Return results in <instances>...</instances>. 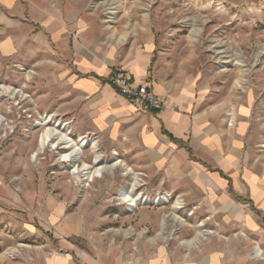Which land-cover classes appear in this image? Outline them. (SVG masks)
I'll return each mask as SVG.
<instances>
[{"label": "rangeland", "instance_id": "rangeland-1", "mask_svg": "<svg viewBox=\"0 0 264 264\" xmlns=\"http://www.w3.org/2000/svg\"><path fill=\"white\" fill-rule=\"evenodd\" d=\"M153 40L193 116L240 154V177L264 174V0H0V87L17 90L0 95V264H133L150 237L181 256L233 237L230 260L264 264L255 253L264 215L247 197L235 195L232 221L211 212L192 167L154 165L129 141L109 140L75 94L77 46L107 54ZM54 123L88 140L79 160L64 161L67 149L52 142L33 157ZM93 145L104 171L87 181L78 170L95 165ZM120 160L127 166L111 167ZM132 185L150 200L131 210L118 196ZM199 230L195 244L182 242Z\"/></svg>", "mask_w": 264, "mask_h": 264}, {"label": "crops", "instance_id": "crops-1", "mask_svg": "<svg viewBox=\"0 0 264 264\" xmlns=\"http://www.w3.org/2000/svg\"><path fill=\"white\" fill-rule=\"evenodd\" d=\"M77 51L70 81L96 131L123 145L122 140L129 141L147 152L154 165L182 162L192 167L189 178L196 179L204 194L211 197L209 210L223 212L228 222L236 215L235 195L247 197L264 215V174L248 171L240 177V154L213 122L193 116L188 90L177 89L175 80L155 61L154 40L141 46H115L107 54L78 46ZM114 67L127 69L135 83H146L155 93L166 96L167 106L155 112L131 104L110 79ZM226 126L229 131L230 123ZM234 243L235 238L229 237L227 246L219 249L211 237L194 250L190 246L191 256H181L150 237L133 264H236L235 258L230 260L231 254L235 255Z\"/></svg>", "mask_w": 264, "mask_h": 264}, {"label": "bare ground", "instance_id": "bare-ground-1", "mask_svg": "<svg viewBox=\"0 0 264 264\" xmlns=\"http://www.w3.org/2000/svg\"><path fill=\"white\" fill-rule=\"evenodd\" d=\"M17 90L14 88L9 87H0V95L2 92H10V93H15ZM46 122V121H45ZM44 122V123H45ZM51 121L48 120L46 122L50 123ZM55 124V123H54ZM58 125L55 124L52 128H47L41 135L38 143L37 150L34 152L33 157L38 156L40 153H42L46 146L52 142L54 147H57L59 145H62L61 147L66 148L67 151L62 154V159L64 161H72V160H79L81 157V154L83 153V149L85 146L88 144V140L85 137H81L78 141H75L72 139L67 132H56V127ZM91 146V145H90ZM60 147V146H59ZM92 153L95 155V160H94V166L95 169L93 170L94 166H90L88 164H84L82 168H79L78 173H81L82 176L87 181H93L96 177H101L104 171V166L101 164V159H100V154L98 153L97 145H93L91 149ZM117 166H127L125 163L120 161H116L115 163L112 164L111 167H117ZM77 173V174H78ZM135 185V184H134ZM132 185L126 189H122L119 193L118 198L121 200V202L126 203L128 205V209H134L139 203L142 202H147L150 200L148 197H144L143 195L137 193L135 191V186ZM158 204H161L162 202H157ZM177 206L176 209H179L182 207L181 202L179 200L176 202ZM165 220V219H164ZM165 223V222H164ZM203 230L198 231L197 234L187 240H182L184 244H195L197 240L200 238V236L203 235ZM255 253L258 256H261L264 258V251L260 246H257L255 249Z\"/></svg>", "mask_w": 264, "mask_h": 264}, {"label": "built area", "instance_id": "built-area-1", "mask_svg": "<svg viewBox=\"0 0 264 264\" xmlns=\"http://www.w3.org/2000/svg\"><path fill=\"white\" fill-rule=\"evenodd\" d=\"M110 79L131 104L142 110L160 111L167 106L166 96L155 93L146 83H135L123 67H114Z\"/></svg>", "mask_w": 264, "mask_h": 264}, {"label": "trees", "instance_id": "trees-1", "mask_svg": "<svg viewBox=\"0 0 264 264\" xmlns=\"http://www.w3.org/2000/svg\"><path fill=\"white\" fill-rule=\"evenodd\" d=\"M156 112V111H155Z\"/></svg>", "mask_w": 264, "mask_h": 264}]
</instances>
